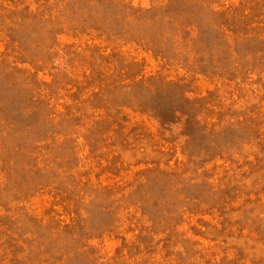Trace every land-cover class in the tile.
Instances as JSON below:
<instances>
[{"label":"rangeland","instance_id":"obj_1","mask_svg":"<svg viewBox=\"0 0 264 264\" xmlns=\"http://www.w3.org/2000/svg\"><path fill=\"white\" fill-rule=\"evenodd\" d=\"M0 264H264V0H0Z\"/></svg>","mask_w":264,"mask_h":264}]
</instances>
